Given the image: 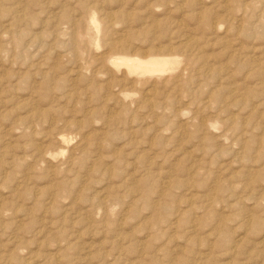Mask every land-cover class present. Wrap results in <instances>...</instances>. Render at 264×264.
I'll return each instance as SVG.
<instances>
[{"label": "rangeland", "instance_id": "374dc122", "mask_svg": "<svg viewBox=\"0 0 264 264\" xmlns=\"http://www.w3.org/2000/svg\"><path fill=\"white\" fill-rule=\"evenodd\" d=\"M263 18L264 0H0V264H264ZM106 55L178 66L122 87Z\"/></svg>", "mask_w": 264, "mask_h": 264}, {"label": "bare ground", "instance_id": "6f19581e", "mask_svg": "<svg viewBox=\"0 0 264 264\" xmlns=\"http://www.w3.org/2000/svg\"><path fill=\"white\" fill-rule=\"evenodd\" d=\"M242 1V0H241ZM259 1V0H258ZM254 2H256V1H254ZM244 4H245V2H243ZM261 3H263V2H261ZM248 4V3H247ZM239 5V4H238ZM238 5H237V7H238ZM241 8V7H240ZM237 9V8H236ZM243 9V8H242ZM262 9V8H261ZM203 10V9H202ZM244 10V9H243ZM258 10V9H257ZM247 12V11H246ZM248 13V12H247ZM246 15V14H245ZM251 15V14H250ZM249 15V16H250ZM206 16V15H205ZM261 16H263V15H261ZM252 17V16H251ZM250 17V18H251ZM246 18V17H245ZM245 18H244V20H245ZM96 19V18H95ZM95 19L94 18H90V23L92 24V25H94L95 24ZM203 19V18H202ZM238 19V18H237ZM247 19H248V17H247ZM264 19V18H263ZM86 20V19H85ZM260 20V19H259ZM87 21V20H86ZM240 22V21H239ZM257 23H259L260 24V22H257ZM246 24V23H245ZM85 25V24H84ZM83 25V26H84ZM261 25V24H260ZM87 26V25H86ZM238 26H240V25H238ZM248 26V25H247ZM253 26H255V24L253 25ZM79 27V26H78ZM216 27V26H215ZM236 27V26H235ZM249 27H250V25H249ZM217 28V27H216ZM239 28V27H238ZM251 28V27H250ZM257 28V27H256ZM260 28V27H259ZM258 28V29H259ZM80 29H81V26H80ZM220 29V28H219ZM82 30V29H81ZM264 30V29H263ZM67 31V30H66ZM217 31V30H216ZM240 31V30H239ZM76 32H77V30H76ZM84 33H85V30H84V32L82 31L81 32V34H83L84 35ZM246 34L245 35H247L248 33H249V31H246L245 32ZM77 34V33H76ZM233 34V33H232ZM243 34V33H242ZM259 34V33H258ZM261 35V34H260ZM74 36H76V35H74ZM73 37V36H72ZM120 37V36H119ZM248 37V36H247ZM264 37V36H263ZM217 38V37H216ZM237 38V37H236ZM242 38V37H241ZM74 39H75V37H74ZM223 39V38H222ZM233 39V38H232ZM240 39V38H239ZM238 39V40H239ZM78 40V39H77ZM220 40V39H219ZM234 40H235V38H234ZM238 40H237V42H238ZM252 40H253V38H252ZM76 41V40H75ZM87 41V40H86ZM218 41V40H217ZM216 41V42H217ZM254 41V40H253ZM259 41V40H258ZM257 41V42H258ZM70 42V41H69ZM214 42V41H213ZM237 42H235V43H237ZM77 43V42H76ZM76 43H74V45L76 44ZM80 43V42H79ZM86 43V42H85ZM209 43V42H208ZM219 43V42H218ZM239 43V42H238ZM242 43V42H241ZM254 43V42H253ZM78 44V43H77ZM124 44H125V42H124ZM127 44V43H126ZM198 44V43H197ZM231 44V43H230ZM73 45V46H74ZM238 45V44H237ZM86 46V45H85ZM229 47H230V45H228ZM234 46H236V45H234ZM241 46V45H240ZM239 46V47H240ZM77 47H78V45H77ZM86 47H88V46H86ZM229 47H228V49H229ZM237 47V46H236ZM238 47V48H239ZM246 47V46H245ZM244 47V48H245ZM248 47H249V45H248ZM261 47V46H260ZM264 47V46H263ZM74 48V47H73ZM238 48H237V50H235V51H238ZM251 48H253V47H251ZM259 48V47H258ZM241 49H243V48H241ZM263 49V48H262ZM88 50V49H87ZM250 50H252V49H250ZM260 50V49H259ZM234 51V50H233ZM253 51V50H252ZM261 51V50H260ZM259 51V52H260ZM241 52V51H240ZM243 52H246V49L243 51ZM243 52H241V54L243 53ZM254 52V51H253ZM258 52V51H257ZM263 52V51H262ZM262 52H260V54L262 53ZM88 53V52H87ZM228 53H229V51H228ZM227 53V54H228ZM69 54V53H68ZM86 54V53H85ZM91 54V53H90ZM119 54V53H118ZM236 54V53H235ZM240 54V55H241ZM244 54H246V53H244ZM263 54V53H262ZM89 55V54H88ZM97 55V54H96ZM104 55V54H103ZM114 55V54H113ZM112 55V57H109V56H107L108 58H105V60L104 59H102V60H104L105 61V63H106V67H108V72L110 71V72H112L113 74H116V75H119L120 74V76H121V78H120V83H118V85L117 86H122L121 85V83H125L126 82V80H128V79H134L135 80V78H137L138 76H145V75H154V74H165V73H168V72H172V71H174L176 68H177V66H178V60L177 59H175V58H170L171 56H167V57H150V58H147V59H140V58H137L138 57V55H136V57L135 56H132V57H129L128 55L127 56H124V57H120V56H113ZM123 55V54H122ZM255 55V54H254ZM259 55V54H258ZM93 56V55H92ZM111 56V55H110ZM149 56V55H148ZM152 56V55H151ZM156 56H159V55H156ZM230 56V55H229ZM239 56V55H238ZM247 56V55H246ZM256 57H257V54L255 55ZM260 56V55H259ZM263 56V55H262ZM88 57V56H87ZM103 57V56H102ZM101 57V58H102ZM74 58V57H73ZM86 58V57H85ZM84 58V59H85ZM90 60L92 59V58H90V55H89V57H88ZM88 58H87V60H88ZM95 58V57H94ZM229 58V57H228ZM235 60H236V58L235 57H233ZM241 58H242V56H241ZM240 58V59H241ZM255 58V57H254ZM79 59V58H78ZM77 59V60H78ZM233 59V60H234ZM239 59V60H240ZM256 60H258L257 58H255ZM75 60V59H74ZM86 60V59H85ZM89 60V61H90ZM100 60V59H99ZM228 60H230V62H231V60H232V58L231 59H228ZM227 60V61H228ZM252 60V59H251ZM251 60H249V62L251 61ZM254 60V59H253ZM255 60V61H256ZM92 61H93V63H94V61L95 60H93L92 59ZM247 61V63L246 64H248V60H246ZM85 62V61H84ZM101 62V61H100ZM189 62V61H188ZM191 62V61H190ZM240 62H241V60H240ZM240 62H238L237 61V63H240ZM242 62H243V58H242ZM252 62V61H251ZM104 63V62H103ZM104 63V64H105ZM256 63V62H255ZM261 63V62H260ZM77 63H75V65H76ZM78 64H80V63H78ZM77 64V65H78ZM88 64H89V62H88ZM101 64V63H100ZM186 64V63H185ZM232 64V63H231ZM76 65V66H77ZM94 65H95V63H94ZM101 65H103V64H101ZM237 65V64H236ZM105 66V65H104ZM232 66V65H231ZM238 66H240V65H238ZM244 66H245V64H244ZM79 67V66H78ZM80 67H83V66H80ZM93 67V66H92ZM185 68H186V66H184ZM236 67V66H235ZM241 67V66H240ZM239 67V68H240ZM84 68V67H83ZM101 68V67H100ZM99 68V69H100ZM102 68H103V66H102ZM183 68V67H182ZM184 68V69H185ZM232 68H234V67H232ZM238 68V69H239ZM243 68V67H242ZM250 68V67H249ZM73 69H75V68H73ZM81 69V68H80ZM93 69V68H92ZM236 69H237V67H236ZM241 69V68H240ZM247 69H248V67H247ZM78 70V69H77ZM90 70H91V68H90ZM181 70V69H180ZM104 71L105 72H107L106 70H105V68H104ZM184 71V70H183ZM183 71H179V72H183ZM188 71V70H187ZM249 71V70H248ZM90 72V71H89ZM107 72V73H108ZM179 72H178V74H179ZM237 72V71H236ZM241 72V71H240ZM242 72H243V69H242ZM80 73V72H79ZM233 73H235V72H233ZM244 73V72H243ZM242 73V74H243ZM93 74V73H92ZM98 74H100V72L98 73ZM105 74V73H104ZM112 74V75H113ZM222 74V73H221ZM248 74V73H247ZM87 75V74H86ZM97 75V74H96ZM108 75V74H107ZM112 75L111 76H109V77H112ZM240 75V74H239ZM239 75H236V76H238V78H239ZM75 76V75H74ZM92 76V75H91ZM100 76V75H99ZM101 76H103V75H101ZM105 76V75H104ZM114 76V75H113ZM119 76V77H120ZM176 76H177V74H176ZM183 76V75H182ZM189 76V75H188ZM193 76V75H192ZM191 76V77H192ZM96 77V76H95ZM108 77V78H109ZM175 77V75H173L172 76V78L170 79V80H172V82H173V78ZM190 77V78H191ZM234 77V76H233ZM242 77V76H241ZM249 77H250V74H249V76H248V79H249ZM237 78V77H236ZM264 78V77H263ZM115 79H117V78H115ZM245 79V78H244ZM251 79H253V78H251ZM251 79H249V80H251ZM261 79H262V77H261ZM95 80H96V78H95ZM105 80V79H104ZM103 80V81H104ZM110 80V79H109ZM154 80V79H153ZM175 80V79H174ZM182 80H183V78H182ZM235 80V79H234ZM234 80H232V82L234 81ZM94 81V80H93ZM117 81H118V79H117ZM116 81V82H117ZM148 81V80H147ZM146 81V82H147ZM179 81H181V80H179ZM241 81H243V80H241ZM245 81V80H244ZM247 81V80H246ZM262 81H264V80H262ZM113 82V81H112ZM142 82V81H141ZM165 82V81H164ZM163 82V85L164 84H166V83H164ZM167 82V81H166ZM170 82V81H169ZM182 82V81H181ZM235 82V81H234ZM251 82V81H250ZM107 84H108V82H106ZM132 84V83H134L135 84V81H131V82H128V84ZM145 83V82H144ZM149 82H147V84H148ZM171 83V82H170ZM169 83V84H170ZM176 83V82H175ZM175 83H174V85H175ZM242 82H240V84H239V82H238V85H243V84H241ZM246 83V82H245ZM244 83V84H245ZM95 84H98V83H95ZM106 84V85H107ZM114 84V83H113ZM128 84H126V85H128ZM154 84V83H153ZM160 84V83H159ZM172 84V83H171ZM178 84V83H177ZM235 84V83H234ZM249 84H251V83H249ZM104 84H102V86H103ZM105 85V86H106ZM110 85V84H109ZM112 85V84H111ZM168 85V84H167ZM167 85H165V86H167ZM246 85H247V83H246ZM254 85V84H253ZM101 86V87H102ZM131 86V85H130ZM164 86V87H165ZM169 86V85H168ZM177 86H179V84L177 85ZM247 86H249V85H247ZM92 88H93V86H91ZM94 87H96V86H94ZM104 87V86H103ZM109 87H112L111 89H113V86H109ZM108 87V88H109ZM114 87H116V86H114ZM123 87V86H122ZM143 87H145V85L143 86ZM150 87V86H149ZM117 88V87H116ZM129 88V87H128ZM152 88V87H151ZM150 88V89H151ZM237 88H238V86H237ZM243 88V87H242ZM94 89V88H93ZM100 89V88H99ZM107 89V88H106ZM154 89V88H153ZM234 89H236V88H234ZM244 89V88H243ZM95 90H97V88L95 89ZM110 90V89H109ZM114 90V89H113ZM119 90V89H118ZM117 90V91H118ZM124 90H125V88H124ZM128 90V89H127ZM152 90V89H151ZM155 90V89H154ZM240 90V89H239ZM245 90V89H244ZM247 90V89H246ZM249 90V89H248ZM252 90V89H251ZM99 90H97V92H98ZM111 91V90H110ZM123 90L122 89H120L119 90V92L121 93ZM95 92V91H94ZM124 92V91H123ZM126 92V91H125ZM124 92V93H125ZM250 92L251 91H249L248 92V94H250ZM115 94V93H114ZM143 94H145V93H143ZM147 94V93H146ZM247 94V95H248ZM118 95H120V94H118ZM256 95V94H255ZM143 96V95H142ZM141 96V97H142ZM146 96V95H145ZM115 97H117V98H120V97H118V96H116L115 95ZM157 97V96H156ZM212 97H213V95H212ZM248 98L250 97V96H247ZM251 97H252V95H251ZM117 98H116V100H117ZM145 99H146V97H144ZM154 98V97H153ZM257 98V97H256ZM142 99V98H141ZM217 99V98H216ZM250 99V98H249ZM120 100V99H119ZM143 100V99H142ZM147 100V99H146ZM214 100V99H213ZM134 100H132V102H133ZM138 101V100H137ZM141 101V100H140ZM247 101H248V99H247ZM123 102V101H122ZM122 102H120V103H122ZM129 102V101H128ZM135 102V101H134ZM133 102V103H134ZM142 102V101H141ZM144 102V101H143ZM117 103V102H116ZM136 104V106L138 105L137 104V102H135ZM153 103V102H152ZM151 103V104H152ZM248 103V102H247ZM128 104L129 103H127V106H128ZM150 104V101H149V103L147 104V105H149ZM120 105V104H119ZM141 105V104H140ZM147 105H144V106H147ZM121 106H122V104H121ZM125 107V106H124ZM139 107V106H138ZM153 107H155V106H153ZM121 109L123 108V107H120ZM135 108V107H134ZM156 108V107H155ZM130 109H131V106H130ZM125 110H126V108H125ZM129 110V109H128ZM164 110V109H163ZM166 110V109H165ZM167 110H169L168 108H167ZM170 111V110H169ZM116 112V111H115ZM173 111H171V113H172ZM173 114V113H172ZM179 115V114H178ZM179 119V118H178ZM191 120V119H190ZM200 121V120H199ZM204 123V122H203ZM202 123V124H203ZM210 123V122H209ZM208 123V124H209ZM188 125V124H187ZM211 126V125H210ZM208 127V126H207ZM207 127H205V128H207ZM212 129V128H211ZM233 130V129H232ZM209 131H210V129H209ZM231 131V130H230ZM228 132V131H227ZM247 133V132H246ZM244 135V134H243ZM235 136V135H234ZM62 137V136H61ZM55 138V137H54ZM219 138H221L220 136H219ZM224 139V138H223ZM237 139V138H236ZM56 140V139H55ZM238 140V139H237ZM261 141V140H260ZM259 141V142H260ZM60 142L61 143H63L64 144V141H63V139H61L60 140ZM238 142V141H237ZM251 142V141H250ZM239 143H241V142H239ZM248 144V143H247ZM259 144V143H258ZM60 145V144H59ZM243 145V144H242ZM256 146V145H255ZM259 146V145H258ZM59 147V146H58ZM64 147V146H63ZM249 147V146H248ZM63 149V148H62ZM247 149V148H246ZM245 152H247V151H245ZM71 158H73V157H71ZM106 210V209H105ZM107 213V212H106ZM249 221V220H248ZM254 222V221H253ZM255 223V222H254ZM258 226V225H257ZM174 227V226H173ZM253 227H254V225H253ZM262 229V228H261ZM254 232V231H253ZM252 232V233H253ZM256 232H261L260 234L262 235L263 234V231H261V230H258V231H256ZM251 233V232H250ZM251 233V234H252ZM252 235H254V234H252ZM251 236V235H250ZM262 238V237H261ZM264 239V238H263ZM223 240V239H222ZM259 241V240H258ZM264 241V240H263ZM225 242V241H224ZM261 242V241H260ZM259 242V243H260ZM258 243V244H259ZM255 245H256V243H255ZM254 245V246H255ZM260 245H261V243H260ZM262 245H263V243H262ZM232 246H234V245H232ZM258 246V245H257ZM264 247V246H263ZM262 248V247H261ZM261 248H257V249H261ZM254 249V248H253ZM263 249V248H262ZM261 249V250H262ZM239 251V250H238ZM231 252V251H230ZM233 259V258H232Z\"/></svg>", "mask_w": 264, "mask_h": 264}]
</instances>
